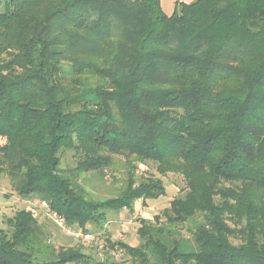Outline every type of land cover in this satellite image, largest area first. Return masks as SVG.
Wrapping results in <instances>:
<instances>
[{"label": "trees", "instance_id": "trees-1", "mask_svg": "<svg viewBox=\"0 0 264 264\" xmlns=\"http://www.w3.org/2000/svg\"><path fill=\"white\" fill-rule=\"evenodd\" d=\"M176 6L0 0V175L88 232L165 195L161 179L135 178L134 160L156 162L188 190L164 220L141 219L137 246L107 238L130 258L108 264H264V0ZM116 156L128 160L122 190L93 198L75 177L105 176ZM7 223L0 264L90 261L79 246H43L30 210Z\"/></svg>", "mask_w": 264, "mask_h": 264}, {"label": "rangeland", "instance_id": "rangeland-1", "mask_svg": "<svg viewBox=\"0 0 264 264\" xmlns=\"http://www.w3.org/2000/svg\"><path fill=\"white\" fill-rule=\"evenodd\" d=\"M160 1L168 14L179 8L176 6V0ZM179 1L190 3L193 0ZM76 161L74 152L67 150L62 157L61 167L73 169L77 165ZM127 162L128 160L124 156H116L114 165L106 171L105 176L94 172H80L75 179L95 199L116 196L128 178ZM132 163L137 180L149 176L161 179L166 189L165 195L156 199L136 200L133 212L127 209L108 211L107 220L103 224H88V232H83L81 229L68 224V228L60 226L51 215L50 209L42 204L43 199L38 196L21 197L15 191L9 174L2 173L0 175V231L4 230L10 233L12 229L7 223V219L14 216L18 210L26 209L33 213L40 225V243L43 246L47 243L56 249L61 246L82 247L83 251L90 256V261L86 264H108V260L130 259L123 249L118 246L112 247L107 238L111 242L123 241L129 245L137 246L141 241L138 233L141 219L154 220L156 215H160L161 219L164 220L163 213L170 207L171 201L188 190L187 181L180 172L167 171L162 173L159 171L157 163L153 161L134 160ZM82 233H91L93 238H85L81 235ZM232 240L236 243L239 242L237 238H232ZM49 251L50 249L43 247L38 257H47Z\"/></svg>", "mask_w": 264, "mask_h": 264}, {"label": "built area", "instance_id": "built-area-1", "mask_svg": "<svg viewBox=\"0 0 264 264\" xmlns=\"http://www.w3.org/2000/svg\"><path fill=\"white\" fill-rule=\"evenodd\" d=\"M42 204H43L46 208H49V205H48V203H47L46 201H43ZM49 209H50V208H49ZM50 213H51V215L56 219L57 223H59L60 226L68 228V227H67V223H66L65 219H64L62 216L58 215L56 212L51 211V210H50ZM81 235H82L83 237H85V238H89V239H90V238H93V235H92L91 233H84V234L82 233Z\"/></svg>", "mask_w": 264, "mask_h": 264}]
</instances>
